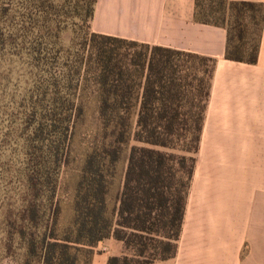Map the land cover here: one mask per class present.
Wrapping results in <instances>:
<instances>
[{
  "label": "trees",
  "instance_id": "16d2710c",
  "mask_svg": "<svg viewBox=\"0 0 264 264\" xmlns=\"http://www.w3.org/2000/svg\"><path fill=\"white\" fill-rule=\"evenodd\" d=\"M15 1L2 0L3 17L7 18ZM21 1L28 9L30 5H39L36 9L46 15L47 9L54 8L53 0ZM73 1L76 0H70ZM96 1L77 0L75 9H79L77 15L84 23H90ZM81 2L82 6H78ZM240 3L254 7L249 2ZM203 9V0H195L196 21L223 27L205 17L199 18ZM28 13L31 21V11ZM263 20L264 13L261 28ZM86 36L90 52L88 57L80 54L81 65L95 79L99 118L104 131H114L116 145L93 148L84 160L74 197L70 234L75 237L52 236L36 242L32 238L26 256H37L39 264H77L76 245L93 247L113 238L122 243L127 253L109 257L107 264H172L199 151L215 60L92 32ZM233 42L227 30L225 59L256 63L259 40L249 60L242 58L246 44L241 39L236 46ZM190 59L199 60L203 78L188 73L196 68L189 66ZM53 88L52 96L47 90L44 92L45 97L50 96L51 117L40 118L49 119L51 124L39 125L37 136L31 140L37 144L33 146L35 152L31 149L36 161L33 173L37 177L33 173L27 175L28 191L33 196L44 193L51 185L53 172L46 170L47 163L59 165L70 138L71 119L77 111L81 112L71 96L62 94L58 84ZM132 114L136 117V145L130 149L118 207L111 219L106 204L109 180L121 144L128 138ZM47 127L52 132L43 134L42 128ZM175 148L187 149L178 152ZM51 189L54 193V186ZM30 201V208L37 211V202Z\"/></svg>",
  "mask_w": 264,
  "mask_h": 264
},
{
  "label": "rangeland",
  "instance_id": "374dc122",
  "mask_svg": "<svg viewBox=\"0 0 264 264\" xmlns=\"http://www.w3.org/2000/svg\"><path fill=\"white\" fill-rule=\"evenodd\" d=\"M20 1L14 2L5 18L0 0V264H39L37 256H26V247L32 238L36 242L52 236L75 237L74 233L70 234L74 197L84 160L93 148L116 145L114 131H104L99 118L95 79L85 72L79 57L81 53L89 56L86 35L92 32L93 17L90 23L78 17L77 0H53L54 8L47 9V15L36 9L39 5H30L28 9ZM240 2H249L254 7ZM203 3V15L199 18L223 25L234 39V46L241 39L246 44L242 58L249 60L259 40L264 3L258 0H203ZM188 64L196 67L188 73L204 77L199 60L190 59ZM57 84L65 97L67 93L74 99L81 112L77 111L71 119L70 138L59 165L53 167L47 163L46 170L53 172L51 185L44 193L33 196L28 191L27 175L36 168L31 152L37 144L31 140L37 136L39 125L51 124L49 119L40 118L51 117L50 96L45 97L44 92L47 90L52 96ZM135 125L136 117L132 114L128 138L121 144L120 156L109 180L106 204L111 219L118 207L130 149L136 145ZM50 130V127L42 128L41 132L50 134ZM31 199L37 202L39 211L30 208ZM106 240L93 247L76 245L77 264H91L94 256L104 250L100 244ZM116 242L122 246L119 255L122 257L127 251L122 243Z\"/></svg>",
  "mask_w": 264,
  "mask_h": 264
},
{
  "label": "crops",
  "instance_id": "0c3cea01",
  "mask_svg": "<svg viewBox=\"0 0 264 264\" xmlns=\"http://www.w3.org/2000/svg\"><path fill=\"white\" fill-rule=\"evenodd\" d=\"M92 33L215 60L172 264H264V20L255 64L225 59L226 29L196 21L195 0H97ZM101 247L91 264L122 252Z\"/></svg>",
  "mask_w": 264,
  "mask_h": 264
}]
</instances>
